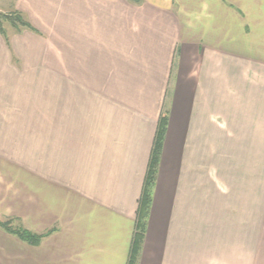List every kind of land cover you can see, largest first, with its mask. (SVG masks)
<instances>
[{
  "label": "crops",
  "instance_id": "obj_1",
  "mask_svg": "<svg viewBox=\"0 0 264 264\" xmlns=\"http://www.w3.org/2000/svg\"><path fill=\"white\" fill-rule=\"evenodd\" d=\"M7 2L0 264H127L164 114L137 263L264 264V0Z\"/></svg>",
  "mask_w": 264,
  "mask_h": 264
},
{
  "label": "trees",
  "instance_id": "obj_2",
  "mask_svg": "<svg viewBox=\"0 0 264 264\" xmlns=\"http://www.w3.org/2000/svg\"><path fill=\"white\" fill-rule=\"evenodd\" d=\"M10 24L13 28L20 31L21 29H31L35 30L31 21L27 15L17 9H12L9 12L0 11V32L4 37L5 41L8 43L10 40L9 33L5 24ZM167 127V117L164 114L159 121V126L157 129V134L154 142V147L150 156L148 169L145 177V182L143 186V191L139 201V211L137 219V227L133 238V245L131 250V255L127 264H138V254L140 252L145 232H146V219L149 214L151 207L153 188L157 178V172L159 167L161 149L163 145V140L165 136V131ZM14 218L7 219L0 222V226L3 227L8 232L14 233L19 236L22 240L27 241L31 244H38L41 239L46 235V233H36L30 231L29 229L13 224Z\"/></svg>",
  "mask_w": 264,
  "mask_h": 264
},
{
  "label": "rangeland",
  "instance_id": "obj_3",
  "mask_svg": "<svg viewBox=\"0 0 264 264\" xmlns=\"http://www.w3.org/2000/svg\"><path fill=\"white\" fill-rule=\"evenodd\" d=\"M4 2V1H3ZM10 3V2H7V4ZM11 6L10 4L6 5V8L4 9H1L0 11H3V12H9V11H12L11 9ZM6 28H7V31L11 30V28H13L10 24H5ZM14 29V28H13ZM9 218V216H6L4 214V211L0 208V221H5ZM14 225H17V223L14 222Z\"/></svg>",
  "mask_w": 264,
  "mask_h": 264
}]
</instances>
